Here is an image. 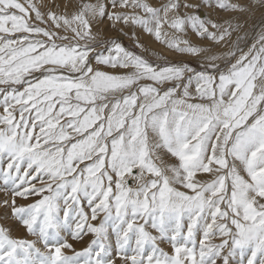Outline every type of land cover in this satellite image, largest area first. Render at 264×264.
<instances>
[{"label":"snow or ice","instance_id":"snow-or-ice-1","mask_svg":"<svg viewBox=\"0 0 264 264\" xmlns=\"http://www.w3.org/2000/svg\"><path fill=\"white\" fill-rule=\"evenodd\" d=\"M181 7L97 0L69 15L0 0L2 203L35 237L0 226V264H116L113 251L121 264H264V35L217 55L175 33L221 43L231 25ZM104 17L199 68L97 39L91 25ZM85 231L89 245L66 255V234Z\"/></svg>","mask_w":264,"mask_h":264},{"label":"rangeland","instance_id":"rangeland-1","mask_svg":"<svg viewBox=\"0 0 264 264\" xmlns=\"http://www.w3.org/2000/svg\"><path fill=\"white\" fill-rule=\"evenodd\" d=\"M20 2L24 3L25 0H20ZM34 2L38 4H54L55 10L58 13H66L70 15L74 11H78L80 5L83 3H96L97 0H34ZM104 2H107V0H104ZM146 2L153 6H159L163 3H167L168 0H146ZM178 2L182 5L180 8L181 14L185 12L197 13L204 19L213 20L217 24L223 25V27L231 25L230 34L226 36L221 43H216L209 41L207 38L199 37L192 32L191 29H187L186 33H175L176 35L181 36V38H186L191 43L200 47L212 48L217 55L226 54L230 50H237L238 54L239 50L247 52L253 44H256L257 47H259V38L261 35H264V0H226V2L230 4H244L246 7L242 11L221 9L216 6L215 0H212L211 6H209L207 0H178ZM185 3L197 4L199 7L196 9L184 8L183 4ZM108 10L114 11L116 9H113L109 5ZM163 30L169 33V35L174 33V30L167 26H164ZM91 31L97 39H118V42L122 43L125 48L141 55L143 58L154 64L158 63L163 66L165 63L186 62L197 69L200 66V60L188 54H181L168 48L166 44L155 40L153 35L144 32L139 26L129 28L122 23H115L108 20L107 17H104L103 19L97 18L92 22ZM133 31H135V37L132 35ZM68 35H71V32H69ZM137 43L142 46L138 47ZM219 62L223 63V60ZM198 178L208 179L209 177L207 174H198ZM4 199L10 201L11 194L6 193L2 183H0V226L9 228L13 236L35 239V237L29 236L26 230L10 215V209L4 207L2 203ZM16 199L17 204H25L33 202L36 197H30L27 201L19 197ZM85 211H88L86 204ZM92 223L98 224L99 220L92 221ZM66 238L68 242L72 244V248L64 249L63 251L66 255H73L74 252L82 251L86 248L94 237L93 234L85 231V234L78 240H73L71 236L67 234ZM112 239L114 244V237ZM160 246L164 248L165 251H170V246L167 243L161 244ZM113 257L116 260V264H121L120 258L115 256V251H113Z\"/></svg>","mask_w":264,"mask_h":264},{"label":"bare ground","instance_id":"bare-ground-1","mask_svg":"<svg viewBox=\"0 0 264 264\" xmlns=\"http://www.w3.org/2000/svg\"><path fill=\"white\" fill-rule=\"evenodd\" d=\"M202 14V13H201ZM16 229V228H15ZM20 231V230H19ZM16 233H18V232H16Z\"/></svg>","mask_w":264,"mask_h":264}]
</instances>
